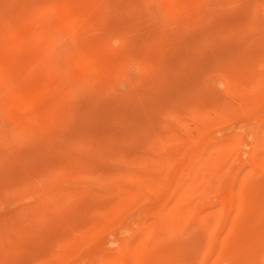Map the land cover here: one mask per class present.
Returning a JSON list of instances; mask_svg holds the SVG:
<instances>
[{"label": "rangeland", "instance_id": "rangeland-1", "mask_svg": "<svg viewBox=\"0 0 264 264\" xmlns=\"http://www.w3.org/2000/svg\"><path fill=\"white\" fill-rule=\"evenodd\" d=\"M0 264H264V0H0Z\"/></svg>", "mask_w": 264, "mask_h": 264}, {"label": "bare ground", "instance_id": "bare-ground-1", "mask_svg": "<svg viewBox=\"0 0 264 264\" xmlns=\"http://www.w3.org/2000/svg\"><path fill=\"white\" fill-rule=\"evenodd\" d=\"M16 1V0H15ZM46 2V1H45ZM2 3V2H1ZM16 3V2H15ZM87 4V3H86ZM23 5V4H22ZM25 6H26V4H25ZM63 6V5H62ZM138 6V5H137ZM17 7V6H16ZM23 7V6H22ZM5 8H6V6H5ZM37 8V7H36ZM47 8V7H46ZM30 9V8H29ZM16 10V9H15ZM12 11V10H11ZM22 11V10H21ZM50 11V10H49ZM27 12V11H26ZM10 13V12H9ZM17 14H18V12H16ZM58 13V12H57ZM23 15H24V12L22 13ZM22 15V16H23ZM28 17V16H27ZM115 18V17H114ZM21 20V19H20ZM64 21V20H63ZM69 27V26H68ZM115 31V30H114ZM95 44V43H94ZM96 44H97V42H96ZM98 45V44H97ZM100 46V45H99ZM145 54V53H144ZM87 55V54H86ZM142 59V58H141ZM91 75V74H90ZM90 79H91V77H90ZM80 82V81H79ZM191 243V242H190ZM245 244V243H244ZM193 246V245H192ZM187 247V246H186ZM253 259V258H252Z\"/></svg>", "mask_w": 264, "mask_h": 264}]
</instances>
